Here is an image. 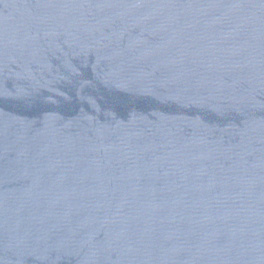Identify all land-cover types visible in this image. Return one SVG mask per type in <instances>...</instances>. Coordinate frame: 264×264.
<instances>
[{"label": "water", "instance_id": "water-1", "mask_svg": "<svg viewBox=\"0 0 264 264\" xmlns=\"http://www.w3.org/2000/svg\"><path fill=\"white\" fill-rule=\"evenodd\" d=\"M0 264H264V0H0Z\"/></svg>", "mask_w": 264, "mask_h": 264}]
</instances>
